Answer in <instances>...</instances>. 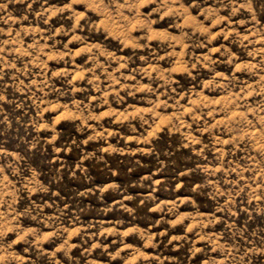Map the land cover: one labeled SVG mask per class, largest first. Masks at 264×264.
Segmentation results:
<instances>
[{
  "label": "rangeland",
  "instance_id": "obj_1",
  "mask_svg": "<svg viewBox=\"0 0 264 264\" xmlns=\"http://www.w3.org/2000/svg\"><path fill=\"white\" fill-rule=\"evenodd\" d=\"M0 264H264V0H0Z\"/></svg>",
  "mask_w": 264,
  "mask_h": 264
}]
</instances>
